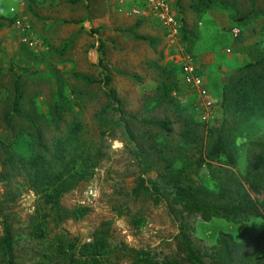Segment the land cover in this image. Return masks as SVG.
Masks as SVG:
<instances>
[{
  "label": "rangeland",
  "instance_id": "obj_1",
  "mask_svg": "<svg viewBox=\"0 0 264 264\" xmlns=\"http://www.w3.org/2000/svg\"><path fill=\"white\" fill-rule=\"evenodd\" d=\"M117 1L120 12L102 0H0V237L8 223L16 264L90 263L97 251L105 264H133L143 253L190 264L185 239L204 264H225L219 237L246 242L264 231V219L204 221L173 203L163 176L170 164L184 168L192 187H246L264 139V65L242 67L264 57V0H221L220 25L195 8L198 0L175 3L180 45L214 100L208 110L183 84L160 27L128 15L135 0ZM12 7L37 50L21 43ZM144 119L168 121L170 130ZM221 126L234 165L207 156ZM36 130L51 170L75 173L54 209L29 184ZM140 176L147 188L135 192ZM151 184L163 193L158 202Z\"/></svg>",
  "mask_w": 264,
  "mask_h": 264
},
{
  "label": "trees",
  "instance_id": "obj_2",
  "mask_svg": "<svg viewBox=\"0 0 264 264\" xmlns=\"http://www.w3.org/2000/svg\"><path fill=\"white\" fill-rule=\"evenodd\" d=\"M223 6L221 0H198L195 4V8L198 11L222 9ZM181 29L182 24L180 23L179 39L183 36L180 34ZM262 65H264V57L247 63L242 69L245 70ZM240 71L241 69L235 70L230 72V75L237 74ZM254 89L256 90L253 93L255 96H258L257 92L263 91V89H259L257 86ZM107 98L111 101L109 102L110 106H113V102L119 103L111 88L107 91ZM262 100L264 101V92ZM143 122L165 131L170 130V123L165 120L144 119ZM35 144L37 152L28 161L30 171L29 184L32 189L41 195L44 206L54 209L58 207L63 194L72 186L69 178H74L75 173L67 167H63L57 171L51 170L49 166L50 162L46 158V153L49 150L44 144L39 130L35 132ZM261 146L262 151L252 157V161L249 163L243 178L246 187L244 188L243 184L238 181L235 191H232L223 184H220L217 192L205 187H192L191 185L184 184L183 179L186 176L184 168H175L169 164L167 174L163 176V180L172 190L173 203L179 205L183 212L199 214L204 221H208L213 217H221L228 220L264 219V139L261 142ZM207 156L209 160H220L222 158L225 159V163L234 165V158L226 148L223 126L217 131ZM144 183L145 180L140 176L135 192H138L142 188H147ZM150 191L155 196V202L162 199L163 193L159 189V186L151 184ZM218 244L220 245L225 264H251L260 263L264 260V253H262L264 252V231L243 243H236L233 241L231 235L223 234L219 237ZM184 246L187 252V261L190 264H204L186 239L184 240ZM0 252L5 264H16L13 234L8 223H4L3 225V232L0 237ZM75 264H105V262L102 252L97 251L96 257L90 258V263L78 260ZM133 264L179 263L177 261L158 263L149 255L143 253L138 261Z\"/></svg>",
  "mask_w": 264,
  "mask_h": 264
},
{
  "label": "built area",
  "instance_id": "obj_3",
  "mask_svg": "<svg viewBox=\"0 0 264 264\" xmlns=\"http://www.w3.org/2000/svg\"><path fill=\"white\" fill-rule=\"evenodd\" d=\"M20 1V0H19ZM136 4L143 5L149 13L157 20L163 28L164 33L169 41L172 61L178 67L183 84L195 95L200 101V105L205 109H211L214 105L208 87L204 81L199 67L196 65L193 55L180 45L179 31L180 21L175 15L176 11L171 5L170 0H135ZM12 13V24L19 34L20 41L28 49L37 50L40 41L35 37L29 23L22 18L14 8L10 9ZM234 36L239 35L240 29L234 27L231 29Z\"/></svg>",
  "mask_w": 264,
  "mask_h": 264
},
{
  "label": "crops",
  "instance_id": "obj_4",
  "mask_svg": "<svg viewBox=\"0 0 264 264\" xmlns=\"http://www.w3.org/2000/svg\"><path fill=\"white\" fill-rule=\"evenodd\" d=\"M103 1V3L105 4V6H109L108 4H110L111 3V5L113 6V7H116V8H118V12H120L121 11V9L119 8V7H121L119 4H118V1L117 0H102ZM122 3L124 2L123 0H120ZM170 2H171V5L174 7L175 6V3L177 2V0H170ZM135 3H136V1H135ZM128 7L129 5L128 4H126L124 7ZM143 6V5H142ZM142 6L141 5H139V4H133L132 5V8L130 9V11H129V13H131V15L128 13V15L129 16H132V17H135L136 19H139V18H141V19H139V20H141L142 22H146V23H149V22H152V24H157L159 27H160V29L162 30V34H161V37H162V39L163 40H166V41H168V39H167V37H166V35H165V33H164V30H163V28L159 25V23H158V20L151 14V13H149L147 10H145V8H142ZM175 8V7H174ZM215 10H218V9H212V10H207V11H205L206 13H209V12H212V16H213V18H214V20H215V22H217L219 25H220V23H221V21L223 20V18H222V16L220 15V14H217V13H215ZM214 13V14H213ZM127 15V14H126ZM175 15L177 16V13H175ZM178 18V17H177ZM179 19V18H178ZM139 20H135V22H137V21H139ZM135 31V30H134ZM136 32V31H135ZM141 33L139 32H136L135 33V35L136 36H141L140 35ZM150 35L148 36L150 39H152L151 38V35H153L154 34V30L153 31H150V33H149ZM145 36H147V35H145ZM138 38H141V37H138ZM143 38V37H142ZM157 39V38H156ZM158 40V39H157ZM235 43H234V40L229 44L230 45V47H232V46H235L234 45ZM178 68V67H177Z\"/></svg>",
  "mask_w": 264,
  "mask_h": 264
}]
</instances>
